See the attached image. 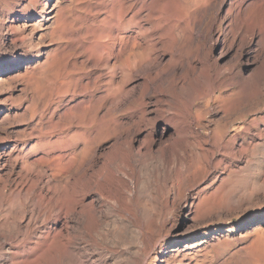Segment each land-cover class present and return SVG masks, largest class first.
I'll return each mask as SVG.
<instances>
[{
	"label": "rangeland",
	"instance_id": "374dc122",
	"mask_svg": "<svg viewBox=\"0 0 264 264\" xmlns=\"http://www.w3.org/2000/svg\"><path fill=\"white\" fill-rule=\"evenodd\" d=\"M32 1L38 2L36 15L19 22L14 12L34 11L33 2L0 0V70L19 65L0 76V217L9 210V200L27 212L26 204L21 206L27 196L63 198L66 180L59 189L48 176V158L59 150L45 142L67 138L77 152L92 148L87 154L91 167H102L106 175L109 155L124 156L134 123L142 121L146 132L156 135L154 157L161 143L173 140L176 162L189 169L201 164L210 172L202 183H181L185 194L199 187L206 196L219 194L222 206L199 219L194 207L188 211L181 201L172 216L165 199L170 175L157 178L151 172L155 160L147 159L154 175L148 184L149 173L141 175L130 166L133 202L159 227L153 225L151 235L146 226L139 243L128 237L130 242L97 246L94 264H177L173 246L158 260L156 255L172 237L185 233L192 245L200 238L209 244L192 247L204 248L192 264H249L242 249L250 238L243 235L258 220L264 228V0H52L42 14L38 10L45 1ZM49 10L55 18L46 22ZM169 119L174 126L166 128ZM218 131L223 140L215 145ZM71 149L62 152L64 161L80 160L81 153ZM159 156L171 158L165 148ZM141 186L145 194L139 196ZM138 214L133 212L141 221Z\"/></svg>",
	"mask_w": 264,
	"mask_h": 264
},
{
	"label": "bare ground",
	"instance_id": "6f19581e",
	"mask_svg": "<svg viewBox=\"0 0 264 264\" xmlns=\"http://www.w3.org/2000/svg\"><path fill=\"white\" fill-rule=\"evenodd\" d=\"M44 1H45V3L42 5V7L39 5L40 6V9L38 10L39 14H42L46 9H48V5L51 2H53L52 0H44ZM195 1H198V0H195ZM31 2H33L32 4H33L34 11L29 10L28 12L26 11L27 13L14 12L13 20L19 21L21 19H24V20L28 19V21H29L34 15H36V9H38L37 8L38 2H34L32 0H31ZM48 12H47L48 14H47L46 22H49L55 18V14L53 13L54 11L49 10ZM14 17H16V18H14ZM35 24L38 25L40 23H39V21H36ZM39 26H41V25H39ZM39 26H37V27H39ZM16 27H14V28H16ZM6 29H8V27ZM13 29H12V31H13ZM14 41H15V39H14ZM14 41L12 40L13 43H15ZM9 44H11V43H9ZM20 66H22V65H20ZM18 67H19V65L16 64L12 68L14 69V68H18ZM11 69H8L7 72L0 70V76L8 74L11 71ZM143 121H145V120H143ZM171 121L172 120L169 119L166 122L167 123L166 128H168L169 126H172V127L174 126V124ZM134 125L135 126L133 127V130H134V128L136 130L131 134V137L129 138L128 142L126 140L128 146H126V152H124V156L121 158L118 156V154L109 155L111 157H110V160L108 161V163L106 164V171H107L106 175L107 176L105 175L104 169L102 167H99V168L94 169V170L91 167V165L93 163H90V162H93V161H91V160L89 161L88 160L89 158L87 159V154H88V152L91 151L92 148H89L86 150L85 147H83V148L81 147L82 149L79 148L80 150L77 152V151L73 150L75 143H73L70 139H67L66 137H65L66 139L60 138L58 141L55 140L53 143H49L47 141V142H45V144H43L45 146H51L52 149L55 148V149L59 150L58 154L56 153L57 155H54V156L52 155L53 157L48 158L49 164H50V166H49L50 170L48 169L50 171V175H48V176H50L51 179L55 180V182L57 183V188H59V189H60L61 182L63 181V183H64V180H66V187H65L64 196L62 198L60 196H56L57 194L55 193L56 195L53 198L49 197V199H46L45 196H41V197L39 196L40 198H38V196H37V198H35L36 196L35 197H29L26 194L27 197H26V199H24L23 204H21L22 202L21 203L18 202V200H17V202H18V204L20 203L21 206L26 204V207L29 208V210L27 212H25L23 207H21L22 209L19 208V205H18V207H15V204L10 205V200H9V210L8 209H7V211L5 210L6 214L4 216L0 217V264H94L95 261L93 259H95L94 257L97 256V253L99 252V251L98 252L96 251L97 246L107 244L110 247L111 245H113L115 243H121V242L124 243L123 240L127 239L128 237L130 239L132 238L133 240H135V242L138 241V243H139V240L141 238H143L142 236H144L143 232L146 229V226L149 227V229H150L149 231L152 235V233H154L152 230L153 229L152 226L154 224L153 223L151 224L149 221V217L145 216V214H146V213L144 214L145 211L142 212L143 210L140 209L142 207L139 208L138 205H136V203L133 202L134 201L133 200L134 199V191H132V188H131V184H132L131 181L133 179V177H132L133 175H131V173H130V166L134 170H138L140 173L144 172L143 173L144 176L146 175V173H149V174H147V175H149L148 180H149V177L152 176V174L150 175L151 172H154L155 176L157 178H162V179L165 177L166 173L168 175H170L171 180H172L170 183L171 186L169 185L170 188L167 187L169 189L167 191V194H166L167 197L165 199H166L167 209L171 212L170 215H172V216L176 215L175 213L177 211V207H178L177 205L181 201L185 205H187V207L189 208L188 211H190L191 208L194 207L193 212L196 214L195 216H199V217H197L199 219L208 216L213 211L218 210L220 208V206H222V205H220V203H222V198L218 194L219 198H220V199H218L217 193L213 192L212 195L206 196L204 194L205 190L199 189V187H198L195 192H193L191 195H189L190 196L189 197L185 194V191H183L182 188L180 187L181 183L183 184V182H185V181L187 182L190 179H191V181L197 179L200 183L204 182L210 173L209 171H207L204 168V166L199 164V167H197L195 169H189V168H185V166L182 167V164L180 161H179L180 163L176 162L177 159H175V156H174V148L176 146L174 144L175 147H173V143H172L173 140L172 141L169 140L170 141V142L168 141L169 143H161V144L159 143L160 144L159 147L156 146L157 149L159 148L158 149L159 153L156 157H154L153 155H156V153H154V151H153V147L155 144V138H156L155 133L153 131L146 132L147 126L142 121L135 122ZM218 130L221 131L222 129H218ZM161 132H163V135L165 134L164 133L165 130H162ZM175 133L173 134L174 136H176ZM179 133L180 132H178V134ZM64 135H65V133H64ZM214 135H216V134H214ZM60 137H63V135ZM214 137H217L215 139L212 138V141H213V139L215 140L214 143L216 141H219V140L222 141L223 140L222 139L223 134H219V131H218V135H216ZM158 138L161 140V137H158ZM158 142H160V141H158ZM136 143H138L137 148L135 147ZM216 143H218V142H216ZM216 143H215V145H217ZM219 143H220V141H219ZM92 144H93V142H92ZM211 146H212V144H211ZM213 146H214V144H213ZM112 147H114V144ZM124 147H125V145H124ZM28 148H30V147H28ZM68 148H72L71 150H73V152H75V153L76 152L78 154L81 153L82 157L80 158V160L79 159L76 160L75 158H71L68 161H64L65 156H64V153H62V152H64ZM164 148L168 149V151H170L171 158H170L169 162H167V160L165 159V161L167 163L159 156V154L161 153V151ZM38 149H39V147H38ZM43 149H44V147H43ZM75 149H76V147H75ZM176 149H177V147H176ZM27 151H28V149H27ZM175 153L178 154V152H175ZM71 154H68V155L71 156ZM90 154L93 155V153H90ZM168 157L169 156H167V158ZM41 159H42V157H41ZM147 159L148 160H150V159L155 160L154 166L151 169V172H148L150 170H149V164L147 163V161H148ZM39 161H40V159H39ZM182 163H183V161H182ZM37 164H38V162L36 161V166H37ZM42 164H44V163H42ZM177 164H180L181 167H180V165H179V167H177L176 166ZM151 166H150V168H151ZM94 168H96V167H94ZM28 170H29V168H28ZM28 170H27V172H28ZM43 170H42V172H44ZM30 171H32V169H30ZM35 171H36V169H35ZM25 172H26V170H25ZM32 172H31V174H32ZM142 173H141V175H143ZM43 174H45V173H43ZM73 175H74V177L72 178V181H69L68 179H71V177ZM152 177H154V175ZM170 177H168V178L170 179ZM138 178H139V176H138ZM144 178H146V177H144ZM155 179L156 178L152 179V181ZM135 180H136V178H135ZM80 182L82 183L81 186H80V184H81ZM139 182H140V180H139ZM143 182H144V179H143L142 183ZM145 182H147V180H145ZM149 182H150V180L148 181V184H149ZM156 182H158V181H156ZM50 183H52V182H50ZM22 184H25V183H22ZM133 184H134V182H133ZM145 184H147V183H145ZM167 184H168V182H167ZM31 185H32V182L30 184V187H31ZM132 186L134 187V185H132ZM22 187H24V186H22ZM152 187L154 189V186H152ZM263 187H264V181H263ZM32 188L33 187H31V189ZM142 188L143 187L141 186L140 190L138 189V191H137L139 196H141L142 194H145V193H143V191H145V190L142 191ZM144 188H146V186ZM167 188H166V190H167ZM20 189L21 188H19V190ZM162 189H163V187H162ZM217 189L215 191H217ZM17 190H18V188H17ZM148 190L149 189H147L146 191H148ZM218 190L220 191V189H218ZM24 191H26V190H24ZM53 191H55V190H53ZM219 191H217V192H219ZM29 192H31V191L29 190ZM221 192L222 193H220V194L223 195V193L225 191L224 192L221 191ZM11 194H12V191H11ZM15 194L18 195V193H15ZM15 194L13 193L14 196H15ZM32 194H34V192ZM42 194H44V193L42 192ZM19 195H20V193H19ZM29 195H31V193ZM35 195H37V194H35ZM49 195H50V193H49ZM60 195L62 196V194H60ZM135 195H136V191H135ZM1 196H3V195H1ZM4 196H6V195H4ZM31 196H33V195H31ZM139 196H138V198H140ZM156 196H157V193H156ZM15 197H17V196H15ZM22 197H25V194H23ZM42 197H44L45 199ZM145 198H142V199H145ZM152 198H154V197H152ZM225 198H227V196H225ZM136 199H137V197H136ZM139 200H138V202H139ZM1 202H3V200ZM0 204H2V203H0ZM11 204H13V203L11 202ZM185 205H184V207H185ZM6 207H7V205H6ZM15 209H16V211H15ZM17 212H18L19 216L17 215ZM113 212L119 213L121 216H119V215L108 216V215H110L109 213H113ZM133 212H137L141 215L140 216L141 221H140V219L138 220V221H140V224L136 220V216H134V215H136V213H134V215H133ZM0 213H2V212H0ZM155 217H157V216H155ZM154 220H155V218H154ZM151 221H152V219H151ZM260 221L261 220H258V223L256 225H254L250 229V231H247L243 235L244 238L245 237L250 238V241H248V244L246 243V245H244V248L242 249L243 253L247 256V258L250 259L249 264H264V228L261 227ZM156 222H158V221H156ZM154 227L158 228L159 226L154 225ZM107 228H110V229L108 230ZM164 229H166V228H164ZM167 229H168V227H167ZM156 230H158V229H155V231ZM185 234L186 235H183V237L177 236L176 239H175V237H172L169 241H167L165 244H163L161 247H159V251L156 255V260H158V256L164 254L165 250H168L169 248H171V246H173L176 249L175 250L176 254L171 256L172 262L175 261V262H177V264L181 263L183 261H187V264H192V263L196 262L197 257L201 256L202 250L204 248H202V250H200L201 249L200 248V249H197L195 251L194 249H192V247H194L195 244L198 247L203 246L206 243H207V245H209V244H208V242H206V240H202V238H200V239H198L199 241H196L195 244L192 245L190 243L191 238L188 237L187 233H185ZM147 235H148V232H147L146 236ZM208 236H210V235L207 234L206 237H208ZM152 237L153 236H151V238ZM206 237H204V238H206ZM129 238L127 241H129ZM144 238H145V241L149 240V239L146 240V237H144ZM12 241H15L17 244L15 246H12V244L15 243V242L12 244L9 243ZM143 242L144 241H142V243ZM131 244H132V242H131ZM150 245H152V244H150ZM117 246H118V244H117ZM128 246H130V244ZM147 246L149 247V245H147ZM147 246L145 248H147ZM181 246H182V248L179 250L178 247H181ZM210 247H212V245H210ZM98 250H99V248H98ZM111 250H113V249H111ZM115 250H117V249H115ZM118 250H120V249H118ZM133 251H134L133 254H135L136 250H133ZM122 255H124V254H122ZM126 255H128V254H126ZM137 255H138V253H137ZM100 256H102V255H100ZM144 256H142L140 258H143ZM98 257H99V255H98ZM118 257H120V256H118ZM121 258H123V257H121ZM113 260L115 261V258ZM118 260H119V262L121 261L120 259H118ZM118 260L116 259V261H118ZM127 261H130L129 263H131V260H127ZM99 262H101V260ZM99 262H97V263H99ZM107 263H109V261L104 260L103 264H107ZM120 263L110 262L109 264H120ZM167 264H171V263H167Z\"/></svg>",
	"mask_w": 264,
	"mask_h": 264
}]
</instances>
